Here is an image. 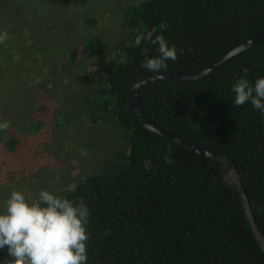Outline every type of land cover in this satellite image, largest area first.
<instances>
[{
    "label": "trees",
    "instance_id": "obj_1",
    "mask_svg": "<svg viewBox=\"0 0 264 264\" xmlns=\"http://www.w3.org/2000/svg\"><path fill=\"white\" fill-rule=\"evenodd\" d=\"M123 24L120 58L80 97L116 126L126 149L19 218L9 264H264L221 169L146 129L127 106L136 81L198 72L264 34V0H140L125 7ZM105 50L100 41L86 48L91 57ZM137 95L153 124L234 162L264 236V42L201 78L155 81ZM31 102L45 114L41 96ZM21 127L6 131L2 151L18 144Z\"/></svg>",
    "mask_w": 264,
    "mask_h": 264
},
{
    "label": "rangeland",
    "instance_id": "obj_2",
    "mask_svg": "<svg viewBox=\"0 0 264 264\" xmlns=\"http://www.w3.org/2000/svg\"><path fill=\"white\" fill-rule=\"evenodd\" d=\"M138 1L0 0V85L13 80L0 87V141L22 125L18 144L0 148V264L10 262L12 225L36 202L73 189L126 149L116 126L80 96L120 58L124 9ZM94 41L106 50L91 57ZM37 96L45 114L34 111Z\"/></svg>",
    "mask_w": 264,
    "mask_h": 264
},
{
    "label": "water",
    "instance_id": "obj_3",
    "mask_svg": "<svg viewBox=\"0 0 264 264\" xmlns=\"http://www.w3.org/2000/svg\"><path fill=\"white\" fill-rule=\"evenodd\" d=\"M264 42V34L258 35L246 42H243L234 48H232L230 51H228L226 54H224L222 57L218 58L216 61L205 67L204 69L198 71V72H193V73H188V72H165L162 74L158 75H153L150 77H147L145 79H141L136 81L132 87L130 88L129 95H128V100H127V106L131 112H133L141 121L143 126L148 129L149 131L157 133L159 136L168 139L169 141L178 143L185 148L205 157L208 160H211L214 164H216L222 171L223 175V182L227 184L230 189L237 194L239 197L245 216L248 220L250 229L252 231L253 236L255 237L257 243L259 244L260 248L264 252V236L260 232L255 218L253 216V212L251 209V206L248 201V197L246 194V191L241 183V180L239 178L236 166L234 162L228 158L225 155L209 151L201 146L195 145L186 139L172 134L163 128L153 124L151 120L145 115L144 111L142 110L140 106V102L138 99V90L152 82L155 81H161V80H193V79H198L201 78L205 75H207L212 69L218 67L220 64L228 60L230 57L244 51L245 49L254 47L258 45L259 43Z\"/></svg>",
    "mask_w": 264,
    "mask_h": 264
}]
</instances>
